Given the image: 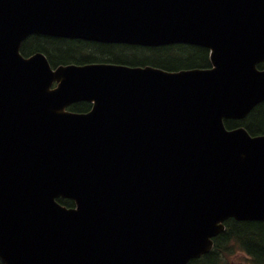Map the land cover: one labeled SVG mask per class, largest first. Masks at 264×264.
I'll return each mask as SVG.
<instances>
[{
	"label": "water",
	"instance_id": "95a60500",
	"mask_svg": "<svg viewBox=\"0 0 264 264\" xmlns=\"http://www.w3.org/2000/svg\"><path fill=\"white\" fill-rule=\"evenodd\" d=\"M32 34L196 46L211 68L52 71L20 56ZM263 60L264 0H0V260L187 264L226 219L264 221V135L223 125L264 100Z\"/></svg>",
	"mask_w": 264,
	"mask_h": 264
},
{
	"label": "trees",
	"instance_id": "16d2710c",
	"mask_svg": "<svg viewBox=\"0 0 264 264\" xmlns=\"http://www.w3.org/2000/svg\"><path fill=\"white\" fill-rule=\"evenodd\" d=\"M36 49L46 48L54 64L111 62L130 66H152L166 71H179L209 66L207 51L200 47L172 45L161 48H141L120 45L84 43L65 40L42 39ZM251 134L264 133V104L257 107L240 123ZM235 123H230L233 126ZM66 207L73 206L69 200H59ZM243 252L252 264H264V222H237L228 220L226 231L215 239L213 252L194 264H225L224 259ZM191 263V264H193Z\"/></svg>",
	"mask_w": 264,
	"mask_h": 264
},
{
	"label": "flooded vegetation",
	"instance_id": "af4514ba",
	"mask_svg": "<svg viewBox=\"0 0 264 264\" xmlns=\"http://www.w3.org/2000/svg\"><path fill=\"white\" fill-rule=\"evenodd\" d=\"M46 38H49L50 41H52V40H65L66 42H69V43H72L74 41V43L81 44V45H84V43H87L88 42V41H84V40H80V39L67 40V39H58V38H52V37H46V36H35V37H32L30 39V46H29L30 54L35 53V52H41V53H43L47 57L49 63L52 66H59V65L65 66V65L76 64V63L70 62V63H65V64H54V63H52L50 61V59H49V57L47 55V52H46V48H43V50L34 48L37 43H40V41L42 39H46ZM88 43H91V42H88ZM97 62H99V61H97ZM91 63H93V62H91ZM82 64H87V63H82ZM75 109H77V110H75ZM67 110L69 112L87 113L90 110V105L83 104V103H79V104L71 105Z\"/></svg>",
	"mask_w": 264,
	"mask_h": 264
},
{
	"label": "rangeland",
	"instance_id": "374dc122",
	"mask_svg": "<svg viewBox=\"0 0 264 264\" xmlns=\"http://www.w3.org/2000/svg\"><path fill=\"white\" fill-rule=\"evenodd\" d=\"M228 264H251L247 258L242 254H237L229 259Z\"/></svg>",
	"mask_w": 264,
	"mask_h": 264
}]
</instances>
